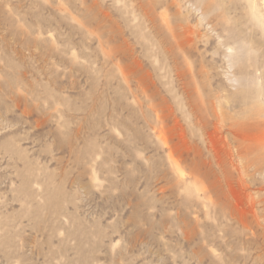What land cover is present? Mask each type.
Segmentation results:
<instances>
[{
	"label": "rangeland",
	"instance_id": "rangeland-1",
	"mask_svg": "<svg viewBox=\"0 0 264 264\" xmlns=\"http://www.w3.org/2000/svg\"><path fill=\"white\" fill-rule=\"evenodd\" d=\"M0 264H264V0H0Z\"/></svg>",
	"mask_w": 264,
	"mask_h": 264
}]
</instances>
